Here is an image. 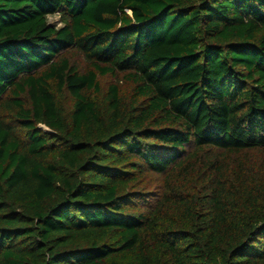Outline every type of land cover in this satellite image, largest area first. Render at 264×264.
<instances>
[{
  "label": "trees",
  "instance_id": "16d2710c",
  "mask_svg": "<svg viewBox=\"0 0 264 264\" xmlns=\"http://www.w3.org/2000/svg\"><path fill=\"white\" fill-rule=\"evenodd\" d=\"M0 264H264V0H0Z\"/></svg>",
  "mask_w": 264,
  "mask_h": 264
},
{
  "label": "rangeland",
  "instance_id": "374dc122",
  "mask_svg": "<svg viewBox=\"0 0 264 264\" xmlns=\"http://www.w3.org/2000/svg\"><path fill=\"white\" fill-rule=\"evenodd\" d=\"M57 21H59V17H58V16L50 17V18H49V22L52 23V24H53V23H56Z\"/></svg>",
  "mask_w": 264,
  "mask_h": 264
},
{
  "label": "clouds",
  "instance_id": "9594fccd",
  "mask_svg": "<svg viewBox=\"0 0 264 264\" xmlns=\"http://www.w3.org/2000/svg\"><path fill=\"white\" fill-rule=\"evenodd\" d=\"M55 15H61V13L57 12V13H55Z\"/></svg>",
  "mask_w": 264,
  "mask_h": 264
}]
</instances>
